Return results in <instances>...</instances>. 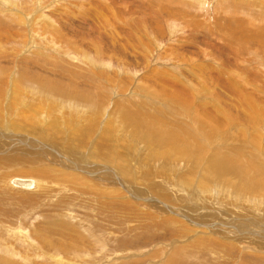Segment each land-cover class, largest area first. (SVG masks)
Masks as SVG:
<instances>
[{
  "label": "rangeland",
  "instance_id": "rangeland-1",
  "mask_svg": "<svg viewBox=\"0 0 264 264\" xmlns=\"http://www.w3.org/2000/svg\"><path fill=\"white\" fill-rule=\"evenodd\" d=\"M181 1L0 0V174L14 189L0 202V264H264V199L247 201L229 182L216 192L207 184V193L197 179L216 146L247 157L242 172L264 170V1ZM129 107L158 119L135 127ZM173 119L199 159L171 156L166 165L150 150L151 130ZM172 131L156 146L170 152ZM17 132L36 138L23 151L34 148L26 153L35 164L4 169L5 150L15 155L22 142ZM55 166L83 177L64 181ZM15 176L35 187L14 186Z\"/></svg>",
  "mask_w": 264,
  "mask_h": 264
},
{
  "label": "bare ground",
  "instance_id": "bare-ground-1",
  "mask_svg": "<svg viewBox=\"0 0 264 264\" xmlns=\"http://www.w3.org/2000/svg\"><path fill=\"white\" fill-rule=\"evenodd\" d=\"M181 1V0H180ZM186 1V0H185ZM199 1V0H198ZM236 1H238L239 2V0H236ZM241 1V0H240ZM243 1H245V0H243ZM259 1V0H258ZM264 1V0H263ZM182 2V1H181ZM188 2V1H187ZM201 2V1H200ZM202 2H203V0H202ZM204 2H205V0H204ZM211 2V1H210ZM237 2V3H238ZM247 2V1H246ZM194 3V2H193ZM213 3V2H212ZM230 3V2H229ZM233 3H234V1H233ZM236 3V2H235ZM242 4H244L243 2H241ZM241 3H238V4H240L241 5ZM196 4V3H195ZM203 4V3H202ZM211 4V3H210ZM215 4V3H214ZM231 4H232V2H231ZM237 4V5H238ZM246 5H249V1H248V3H245ZM189 5V4H188ZM204 5V4H203ZM223 5V4H222ZM226 5V4H225ZM252 5V4H251ZM254 5H256V4H254ZM197 6H198V4H197ZM236 6V5H235ZM199 7H201V5L199 6ZM242 7V6H241ZM246 7V6H245ZM254 8V7H253ZM245 10V9H244ZM230 12V11H229ZM22 13H24V12H22ZM180 13V12H179ZM183 13V12H182ZM19 17H21L20 19H21V21L22 22H24V16H27L26 14L25 15H18ZM254 17V16H253ZM257 18V17H256ZM27 19V18H26ZM28 20V19H27ZM23 25V24H22ZM25 25V24H24ZM161 71V70H160ZM163 71H165V70H163ZM158 76V75H157ZM156 76V77H157ZM176 79L178 78V77H175ZM184 81V80H183ZM182 80H181V84H182V82H183ZM198 81H200V80H198ZM201 82V81H200ZM188 83V82H187ZM203 83V82H202ZM199 84H201V83H199ZM187 85V84H186ZM189 85V84H188ZM198 85V84H197ZM204 85V84H203ZM29 86V85H28ZM181 86V85H180ZM5 87V86H4ZM165 87V86H164ZM185 87V86H184ZM184 87H182V90H183V88ZM187 87V89H188V86H186ZM189 87H191V84H190V86ZM200 87H201V85H200ZM202 87H205V86H202ZM163 88V87H162ZM168 88V87H167ZM192 89H193V87H191ZM124 89V88H123ZM164 89V88H163ZM197 89V88H196ZM195 89V90H196ZM208 89V88H207ZM33 90H35V89H33ZM186 90V89H185ZM185 90H183V91H185ZM191 90V89H190ZM209 90V89H208ZM14 91H16V89L14 90ZM23 91V90H22ZM194 91V90H193ZM203 91H204V89H203ZM206 91V90H205ZM245 91H247V90H245ZM34 92V91H33ZM196 93L198 92V90H196L195 91ZM194 92V93H195ZM207 92V91H206ZM192 93V92H191ZM92 95V94H91ZM245 95H248V94H245ZM245 95H242V97L243 96H245ZM212 96V95H211ZM210 96V97H211ZM2 97V96H1ZM21 97V96H20ZM35 97V96H34ZM163 98H165V97H160L159 99H163ZM1 99V98H0ZM28 100V99H27ZM40 103H41V98L40 99H37ZM216 100V99H215ZM33 101H36V100H34V99H32L31 98V105H30V109L38 116V117H43V115H41V114H39V112H40V110H39V108L41 107L42 109H43V104H34V103H32ZM50 101V100H49ZM26 102V101H25ZM29 102V101H28ZM189 102H190V100H189ZM195 102V101H194ZM202 102V101H201ZM25 105H26V103H24ZM2 105H3V102L0 100V109L2 108ZM196 105V104H195ZM24 106V105H23ZM38 106H39V108H38ZM133 106H135V105H133ZM191 106H193V104L191 105ZM218 105L216 104V103H214L213 105H212V107H213V109L214 108H216ZM19 108V107H18ZM27 109V108H26ZM212 109V110H213ZM198 110H199V112H200V114L201 115H203V113H204V110H205V103H200L199 104V106H198ZM2 112H3V110H0V117H4V116H2ZM32 112V113H33ZM227 115L229 114L230 116L231 115H234V114H232V113H230L229 111L228 112H225ZM24 114V113H23ZM28 114V113H27ZM123 114H124V116H125V118L126 119H129V123L130 124H132L133 126H135V127H139L141 124H142V121L143 120H146V118L147 117H149V119H152V120H156V119H158V118H156L155 116H151L150 114H148L146 111H143L142 109H137V110H134L133 111V109L131 108V107H129L126 111H123ZM5 115V114H4ZM29 115V114H28ZM26 117V119H28L29 121H31V120H34V119H31L30 120V117H28V116H25ZM33 116H31V118H32ZM6 118V117H5ZM202 118V117H201ZM236 118V117H235ZM21 119V118H20ZM175 119V118H174ZM174 119L173 120H171V121H165V122H162L161 124H159L158 126H155V128H153L152 130H151V132H150V134H149V138L153 141V144H154V146H151V148L152 149H150V150H153V152H155L156 154H157V156H158V160H160V161H162V159H161V157H163L164 159H165V164L166 165H168V162L170 161V159H171V156H180V157H182V156H185L184 157V159L183 160H187V159H189V160H191V159H193L194 161H195V159H199V157H200V155H202V151H201V149L199 148V147H197V146H195L194 144H193V142L187 137V136H185L184 134H182V131H181V129L179 128V126H177L176 124H174ZM3 120V119H2ZM22 122V121H21ZM38 122V121H37ZM22 123H25L24 121L22 122ZM22 123H21V125H22ZM53 123H55V125H58L57 124V122H55V120L53 119L52 120V124ZM18 126V128L19 129H22L23 127L21 126V125H19V124H17ZM30 126V125H29ZM171 126H172V129H173V131H172V136H173V138H174V146H173V148H172V150L169 152L168 150H163L162 148H160V147H158V146H156V144H155V142L157 141V140H159V139H161L163 136H164V134L166 133V131L168 130V129H170L171 128ZM215 128H218V125L216 124V126H215ZM18 130V129H17ZM12 132H15V131H13L12 130ZM16 133V132H15ZM18 133V132H17ZM18 137H17V139L19 140V141H21L22 140V142L19 144V145H16V143H17V140H15V137H12L13 139H12V141L13 140H15L16 141V143L13 145V146H11V148H12V151H14L15 150V155H13V153L12 154H10V153H6L7 151L4 149V148H6L5 147V145H2V147H4L3 148V150H5V152H4V154H5V156H4V158H3V161L4 162H1V163H3V167H4V169H6V168H12L11 166L13 165V166H16L17 164H25V165H33L32 163H34L35 161H36V159H35V157L36 156H34V155H32L31 156V154L29 155V154H27L26 152L27 151H29V149L30 150H32V149H34L33 147H30L27 151H25V152H23L25 149H26V147L28 146V145H30V144H32V143H34L35 141H36V138H33V137H27V136H25L24 134H16ZM20 135V136H19ZM168 136H169V134H168ZM22 137H25V138H22ZM155 140V141H154ZM3 141V140H2ZM15 141H13V142H15ZM115 141V140H114ZM11 142V141H10ZM13 142H11V143H13ZM116 142V141H115ZM11 143H9V144H11ZM162 143H164V142H162ZM27 145V146H26ZM40 145H44V143L42 142V141H39V143H37V145H35V147H37V148H39L40 147ZM167 145L168 144H166V147H167ZM44 147V146H43ZM10 148V149H11ZM49 148H51V145H49ZM109 148V147H108ZM224 148L223 147H219V146H216V147H214L213 149H211V153L213 154V155H216L217 156V158H214V159H212V160H210V161H208L207 163H205L204 164V166L202 167L203 169L201 170V172H198V173H200V174H198L197 175V179L199 178L198 176H200V178H199V183H198V185H200V187L201 188H204V190L205 191H207V193H210L211 192V190H212V188L214 187V189H215V191L214 192H216V190L217 189H219V188H217L216 189V187L217 186H219L218 185V182L220 183V184H222V186H227V182H229V183H231V188L232 189H229V190H231V191H233V192H236V191H238L237 190V188H235V186H237V185H240V187H243V189H241L245 194H246V198H247V201H250L251 199H253L255 202H261L262 203V201L263 200H260V199H264V197L263 198H261V197H259V194H255V193H262L263 194V192H264V170H262V169H249V171L247 172V173H244V172H242L243 170H245V169H247L248 170V167H249V165H250V160L247 158V157H243V155L241 154V153H239V151H237L236 150V148L235 149H232V148H230L229 149V154H226L225 152H224V150H223ZM48 149L46 148V151H47ZM9 152V151H8ZM20 152H21V154H20ZM23 152V153H22ZM214 152V153H213ZM235 152H237L238 153V155H235ZM36 153V152H35ZM101 153H97V155L96 156H98V157H100L101 155H100ZM233 154V158L234 159H232L231 158V155ZM20 156V159L18 158V157ZM22 156V157H21ZM43 156V155H42ZM95 156V157H96ZM102 157V156H101ZM94 158V157H93ZM42 159H43V157H42ZM42 159H39L38 161L39 162H41V160ZM45 159V158H44ZM49 159L50 158H48V164L49 165H52L53 164V162H51V161H49ZM52 159H57V158H52ZM58 159H60V158H58ZM243 160H245L246 162H244ZM43 161V160H42ZM159 161V162H160ZM47 161H45V163H46ZM123 162V160H121V161H117L116 162V165H118L117 166V169H119L118 171H119V173L122 175V176H127L128 175V170H126V168H127V166L125 165V163H122ZM240 162H243L244 163V166L242 167V166H239V163ZM58 163V162H57ZM129 163V162H128ZM35 164V163H34ZM189 164V163H188ZM225 164H227L232 170H233V172L232 173H230L231 171H230V168L229 167H226L225 166ZM54 165H56V164H54ZM53 165V166H54ZM60 165V164H59ZM86 165V164H85ZM179 165V163H175L173 166H170L171 168L172 167H176V166H178ZM203 165V164H202ZM236 165H238V166H236ZM242 165V164H241ZM58 166V165H57ZM180 166V165H179ZM189 166V165H188ZM45 167H49V166H47V164H45V165H41V168H39L38 169V172H40V173H46L47 171V169H49V168H47V169H44ZM56 167V166H55ZM62 167V166H61ZM85 167V166H84ZM91 167V166H90ZM108 168H107V170L109 169L112 173H113V169H111L109 166H107ZM199 167V166H198ZM1 168H2V165L0 164V171H1ZM51 168H53V167H51ZM176 169V168H175ZM50 170H53V172L56 174V173H58V174H61V176H62V178H63V180H64V175H71V176H76V175H78L77 176V180H79L80 178H82L83 176H81V175H79V174H77V173H79V172H77V173H75L74 171H71L70 169H69V171H66V170H63V169H61L60 167H56V168H54V169H50ZM90 170V169H89ZM99 170V169H98ZM49 171V170H48ZM83 171V170H82ZM86 171H88V170H86ZM116 171V170H115ZM156 171H158L157 169H156ZM198 171V170H197ZM89 172V171H88ZM188 172V171H187ZM192 172V171H191ZM190 173V172H189ZM205 173V174H204ZM91 175V174H90ZM190 175V174H189ZM192 175V174H191ZM229 175V176H228ZM193 176V175H192ZM207 176V177H206ZM239 176H241L240 177V181H238V179H239ZM9 177V175L7 174V175H4L3 173H1L0 174V197H2V198H0V202L2 201V200H4V198L3 197H5L4 195H7L8 197L7 198H9L11 195H12V191L14 190H12L11 188H9L8 187V181H7V178ZM60 177V176H59ZM74 177L72 178V177H66V178H69L70 180H72V181H76V180H74ZM117 177V179H119V177L118 176H116ZM194 177V176H193ZM212 177V178H211ZM235 177H237L236 179H233V178H235ZM15 178H21V179H29V180H31L32 182H33V184H32V186H26V185H23V184H18V183H16L15 181H14V179ZM65 178V179H66ZM256 178H258V179H256ZM259 178H261V185H259V182H260V179ZM172 179H174V178H172ZM233 179V180H232ZM68 180V179H67ZM210 180H212L213 181V184L212 183H210ZM65 181V180H64ZM170 181V180H169ZM11 183L14 185V186H16V187H20V188H25V189H27V190H32L34 187H35V184H36V181H35V179H32L31 177H18V176H15V177H13V178H11ZM244 183V184H243ZM186 184V183H185ZM207 184H209V185H213V187H211V188H207ZM154 185V184H153ZM179 185V184H178ZM233 185H234V188H233ZM155 186V185H154ZM157 186V185H156ZM155 186V187H156ZM184 186V185H183ZM126 188V187H125ZM190 188V187H189ZM221 188V187H220ZM227 188V187H226ZM225 188V189H226ZM164 189V188H163ZM185 189H186V187H185ZM228 189V188H227ZM2 190L3 191H5V192H2ZM191 190V189H190ZM131 191V190H130ZM129 191V192H130ZM182 191V190H181ZM183 191H185V190H183ZM193 191H195L194 190V188H193ZM218 191V190H217ZM241 191V192H242ZM101 192L103 193V190H101ZM115 192V191H114ZM119 192H120V190H119ZM138 192V191H137ZM186 192V191H185ZM184 192V193H185ZM187 192H189V191H187ZM240 192V193H241ZM18 193V192H17ZM22 193V192H21ZM116 193H118V191L117 192H115V194ZM163 193V192H162ZM192 193V192H191ZM196 193V192H195ZM120 194V193H119ZM119 194H116V195H118V196H121V194L119 195ZM189 194V193H188ZM141 195V194H140ZM151 195V194H150ZM193 195V194H192ZM21 196V195H20ZM19 196V197H20ZM186 196V195H185ZM191 196V195H190ZM211 196V195H210ZM218 196V195H217ZM13 198L14 197H16L15 195L14 196H12ZM23 197H24V201H28L29 199H31L32 197H36L35 195H33V194H31V195H27V194H25V195H23ZM138 197V196H137ZM144 197V196H143ZM157 197V196H156ZM155 197V198H156ZM202 197V196H201ZM258 197V198H257ZM7 198H5V200L7 199ZM18 197H16V199H17ZM152 198V196L151 197H146L145 199H151ZM138 199V198H137ZM180 199V198H179ZM207 199V198H206ZM213 199V198H212ZM4 200V201H5ZM18 200V199H17ZM21 200V199H20ZM19 200V201H20ZM127 200H130V199H127ZM182 200H185V199H183L182 198ZM189 200V199H188ZM252 200V201H253ZM8 201H9V199H8ZM18 201V202H19ZM153 201V200H152ZM186 201V200H185ZM208 201H210V199L208 200ZM22 202V201H21ZM136 202V201H135ZM143 202V201H142ZM183 202V201H182ZM215 202V201H214ZM213 202V203H214ZM129 203V202H128ZM127 203V201L125 202V204L127 205L128 204ZM130 203H131V201H130ZM138 203V202H137ZM211 203V202H210ZM216 203V202H215ZM218 203V202H217ZM178 205V204H177ZM189 205H191V204H189ZM183 206V205H182ZM185 206V205H184ZM214 207V206H213ZM179 208V207H178ZM137 209V208H136ZM180 209V208H179ZM199 209V208H198ZM205 209V208H204ZM214 209V208H213ZM187 210H188V207H187ZM185 211H186V209H185ZM184 211V212H185ZM199 211V210H198ZM213 211V210H212ZM183 212V211H182ZM188 212V211H187ZM203 212V215L204 216H206V217H210V216H215V214H216V216L218 215V213H215V212H210V211H202ZM180 214V213H179ZM187 215V214H186ZM191 216V215H190ZM189 216V217H190ZM188 219V218H187ZM192 219V218H191ZM196 219L197 218H194L193 217V222H195L196 221ZM191 220V221H192ZM236 220V219H235ZM197 221H198V219H197ZM203 221V220H202ZM207 221V220H206ZM204 222V221H203ZM210 222V221H209ZM200 223V222H199ZM53 227V226H52ZM91 227H92V225H91ZM208 227V226H207ZM10 230V229H9ZM90 230H92V228L90 229L89 228V231ZM210 230V229H209ZM64 231V230H63ZM48 232H50V231H48ZM43 233V232H42ZM71 234V233H70ZM86 234V233H85ZM20 235V234H19ZM79 235V234H78ZM22 237H25L24 236V234L22 233V235H21ZM92 237H93V235H91ZM43 238H45L44 236H43ZM42 238V239H43ZM102 238V237H101ZM45 239H47V238H45ZM54 239V238H53ZM98 240V239H97ZM102 240V239H101ZM46 242V241H45ZM51 242V241H50ZM50 242H48V243H50ZM52 242H55V241H53L52 240ZM57 242V241H56ZM77 242V241H76ZM26 243V242H25ZM28 243V242H27ZM103 243V242H102ZM257 244V243H256ZM15 245V244H14ZM45 245H47L46 243H45ZM58 245V244H57ZM62 245H68V244H62ZM69 245H71V244H69ZM259 245V244H258ZM13 246V245H12ZM17 246V245H16ZM101 246V245H100ZM105 246H106V244H105ZM261 246H263V245H260V247ZM264 247V246H263ZM51 248V247H50ZM103 248V247H102ZM48 249V248H47ZM51 249H53V248H51ZM11 250V249H10ZM14 255V254H13ZM17 255V254H16ZM60 256V255H59ZM58 256V257H59ZM178 258V257H177ZM177 258H176V260H177ZM58 260V259H57ZM61 260V259H60ZM59 261V260H58ZM62 261V260H61ZM178 261H179V259H178Z\"/></svg>",
  "mask_w": 264,
  "mask_h": 264
},
{
  "label": "water",
  "instance_id": "water-1",
  "mask_svg": "<svg viewBox=\"0 0 264 264\" xmlns=\"http://www.w3.org/2000/svg\"><path fill=\"white\" fill-rule=\"evenodd\" d=\"M14 181L18 184H23L26 186H32L33 182L29 179H21V178H15Z\"/></svg>",
  "mask_w": 264,
  "mask_h": 264
}]
</instances>
